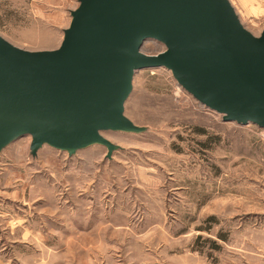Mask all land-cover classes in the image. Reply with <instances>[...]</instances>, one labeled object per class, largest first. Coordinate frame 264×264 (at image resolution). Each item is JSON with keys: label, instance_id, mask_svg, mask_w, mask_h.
<instances>
[{"label": "rangeland", "instance_id": "1", "mask_svg": "<svg viewBox=\"0 0 264 264\" xmlns=\"http://www.w3.org/2000/svg\"><path fill=\"white\" fill-rule=\"evenodd\" d=\"M230 1L259 36L264 0ZM78 4L0 0V35L56 49ZM125 114L147 131L102 132L122 146L113 158L102 145L33 156L31 136L2 151L0 264H264V129L225 121L165 68L135 73Z\"/></svg>", "mask_w": 264, "mask_h": 264}, {"label": "water", "instance_id": "2", "mask_svg": "<svg viewBox=\"0 0 264 264\" xmlns=\"http://www.w3.org/2000/svg\"><path fill=\"white\" fill-rule=\"evenodd\" d=\"M56 49L27 50L0 35V159L31 136L68 152L122 146L102 132L143 133L125 114L135 73L170 70L225 121L264 129V30H248L230 0H79ZM153 39L166 49L146 54Z\"/></svg>", "mask_w": 264, "mask_h": 264}, {"label": "crops", "instance_id": "3", "mask_svg": "<svg viewBox=\"0 0 264 264\" xmlns=\"http://www.w3.org/2000/svg\"><path fill=\"white\" fill-rule=\"evenodd\" d=\"M65 1V0H64ZM77 1H79V0H77ZM71 10H73V8H70L69 9V12L71 11ZM3 166H4V164H2ZM7 167H1V169L2 170H5ZM18 221H22V223L24 222L25 223V219H22V220H18ZM19 223V222H18ZM23 227H27V226H25V225H23L22 226V228ZM24 229H27V228H24ZM29 232V231H28ZM27 231L26 232H24V236H26V237H29V233H28ZM12 233H13V231H12Z\"/></svg>", "mask_w": 264, "mask_h": 264}]
</instances>
